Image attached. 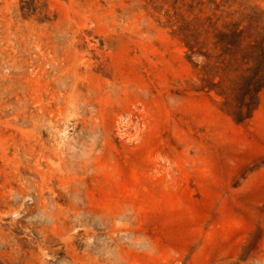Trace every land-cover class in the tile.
Segmentation results:
<instances>
[{"label": "rangeland", "instance_id": "374dc122", "mask_svg": "<svg viewBox=\"0 0 264 264\" xmlns=\"http://www.w3.org/2000/svg\"><path fill=\"white\" fill-rule=\"evenodd\" d=\"M199 8L0 0V264H264V90L202 89Z\"/></svg>", "mask_w": 264, "mask_h": 264}, {"label": "trees", "instance_id": "16d2710c", "mask_svg": "<svg viewBox=\"0 0 264 264\" xmlns=\"http://www.w3.org/2000/svg\"><path fill=\"white\" fill-rule=\"evenodd\" d=\"M186 1L174 0V5ZM190 1L195 9L201 7L195 28L182 32L184 41L195 55L204 56L203 68L215 73L202 89L220 95L223 110L244 123L259 107L264 90V7L245 0ZM205 4L210 11L206 16ZM235 4L238 8L230 10Z\"/></svg>", "mask_w": 264, "mask_h": 264}]
</instances>
